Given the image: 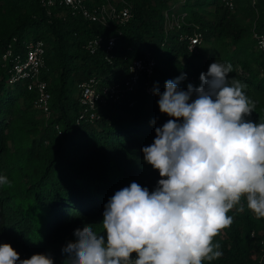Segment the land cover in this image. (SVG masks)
<instances>
[{
	"label": "trees",
	"instance_id": "1",
	"mask_svg": "<svg viewBox=\"0 0 264 264\" xmlns=\"http://www.w3.org/2000/svg\"><path fill=\"white\" fill-rule=\"evenodd\" d=\"M44 1L0 0V176L11 182L0 185V244H10L21 259L49 254L54 264H64L62 249L75 240L74 231L98 227L116 191L132 182L155 190L161 177L144 161L142 148L170 119L160 112L158 95H145L143 79L134 93L100 109L99 121L89 122L81 118L79 86L90 78L102 87L123 84L133 61L151 53L155 92L182 74L178 87L187 90L189 83L199 87L201 73L216 61L233 66L230 80L247 84L256 105L248 119L264 123V59L253 38L255 31L264 34V0H234L233 8L227 0H124L132 19L109 27L73 15L61 0ZM85 1L90 8L123 5ZM164 12L184 14L181 28L167 32ZM196 33L202 43L191 52L188 37ZM111 38L115 46L108 50ZM95 39L103 44L91 54L87 46ZM36 41L46 46L49 117L35 108L38 93L29 90V79L10 84L15 56L4 60L9 50L24 56L26 44ZM241 204L244 210L234 206L227 213L232 223L213 238L222 256L202 264H260L264 217L257 218L243 196Z\"/></svg>",
	"mask_w": 264,
	"mask_h": 264
},
{
	"label": "clouds",
	"instance_id": "2",
	"mask_svg": "<svg viewBox=\"0 0 264 264\" xmlns=\"http://www.w3.org/2000/svg\"><path fill=\"white\" fill-rule=\"evenodd\" d=\"M232 70L215 61L199 87H178L182 74L167 80L163 93L157 89L160 112L170 119L142 148L161 177L155 190L132 182L116 191L98 227L74 231L62 249L64 264H202L222 256L213 238L232 223L227 213L234 206L244 210L242 196L264 217V123L248 119L256 105L247 84L229 79ZM10 183L0 176V185ZM0 264H54V258L21 259L5 243Z\"/></svg>",
	"mask_w": 264,
	"mask_h": 264
},
{
	"label": "built area",
	"instance_id": "3",
	"mask_svg": "<svg viewBox=\"0 0 264 264\" xmlns=\"http://www.w3.org/2000/svg\"><path fill=\"white\" fill-rule=\"evenodd\" d=\"M234 0H227L228 6L233 8ZM122 6L109 3L107 5L90 8L85 0H61V3L66 6L75 16H80L89 22H97L103 26L109 27L110 22H116L121 25H126L132 19V8L124 0H121ZM46 5H53L54 0L44 1ZM166 31L179 29L183 25L185 15L163 13ZM253 38L256 41L258 50L261 52L264 59V34L254 32ZM189 39V50L196 51L197 46L202 43V35L194 34ZM103 44L102 39H95L89 42L87 48L91 54H95ZM115 46V38L108 41V50ZM26 54L15 55L12 50H9L4 55V60L15 56L13 60V74L10 79V84H14L20 80L29 79V90H36L38 99L35 103V108L40 112L50 116V100L51 95L48 92V84L43 79V71L46 65V46L42 41L30 42L26 44ZM112 58L107 57L110 62ZM157 59L147 53L143 57L135 59L129 68V78L123 84H115L103 86L96 78H90L79 86V104L82 107L81 118H86L89 122L99 121L101 119L100 109L106 107L109 103H119L127 93H134L138 85L144 79V92L150 98L156 96L153 87V78L156 73ZM130 107L135 106V101L129 102ZM79 123V121H78ZM58 133L62 135L59 126H56ZM135 255V254H134ZM260 264H264V239L261 241V250L258 259Z\"/></svg>",
	"mask_w": 264,
	"mask_h": 264
},
{
	"label": "rangeland",
	"instance_id": "4",
	"mask_svg": "<svg viewBox=\"0 0 264 264\" xmlns=\"http://www.w3.org/2000/svg\"><path fill=\"white\" fill-rule=\"evenodd\" d=\"M242 1H243V0H242ZM247 22H248V21H247ZM204 46H205V45H204ZM209 48H210V46H207L205 50L208 51ZM166 53H168L167 50H166Z\"/></svg>",
	"mask_w": 264,
	"mask_h": 264
},
{
	"label": "crops",
	"instance_id": "5",
	"mask_svg": "<svg viewBox=\"0 0 264 264\" xmlns=\"http://www.w3.org/2000/svg\"><path fill=\"white\" fill-rule=\"evenodd\" d=\"M180 11V10H179Z\"/></svg>",
	"mask_w": 264,
	"mask_h": 264
}]
</instances>
